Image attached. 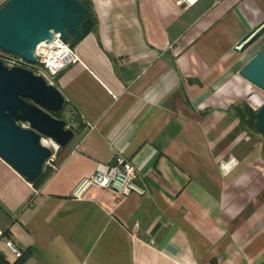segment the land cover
Wrapping results in <instances>:
<instances>
[{
	"label": "crops",
	"instance_id": "0c3cea01",
	"mask_svg": "<svg viewBox=\"0 0 264 264\" xmlns=\"http://www.w3.org/2000/svg\"><path fill=\"white\" fill-rule=\"evenodd\" d=\"M87 2L94 27L54 77L81 127L37 185L0 159V230L30 250L21 264H264V137L232 110L249 85L237 70L264 43L232 46L264 0ZM116 152L143 193L71 198Z\"/></svg>",
	"mask_w": 264,
	"mask_h": 264
},
{
	"label": "water",
	"instance_id": "95a60500",
	"mask_svg": "<svg viewBox=\"0 0 264 264\" xmlns=\"http://www.w3.org/2000/svg\"><path fill=\"white\" fill-rule=\"evenodd\" d=\"M92 25L80 0H4L0 3V51L27 63L36 46L53 35L63 41L80 39ZM264 35V17L232 46L243 52ZM237 74L264 92V45L242 64ZM64 105L60 91L33 70L0 60V159L33 183L52 154L42 137L56 147L72 139L76 127L54 115ZM254 128L264 137V102L254 110Z\"/></svg>",
	"mask_w": 264,
	"mask_h": 264
},
{
	"label": "built area",
	"instance_id": "2783aa9c",
	"mask_svg": "<svg viewBox=\"0 0 264 264\" xmlns=\"http://www.w3.org/2000/svg\"><path fill=\"white\" fill-rule=\"evenodd\" d=\"M182 7L188 6L196 0H175ZM35 61L27 63L17 56L4 54L0 56V60L8 66H32L30 69L39 74L44 80L50 84H54V77L66 66L78 60L72 47L67 42L61 41L57 35H53L48 42H40L34 51ZM27 68V67H26ZM88 127L91 124L86 123ZM53 162L51 154L44 162L49 167V171H53L56 165ZM135 175L134 166L128 162L121 153L116 152L113 159L108 162H96L94 170L91 174L80 178L70 190V197L73 199H81L83 195L91 188L107 191L117 201L125 198L129 193H143V190L134 185L132 179ZM0 244L5 246L12 255L17 258L20 251L4 236L0 230Z\"/></svg>",
	"mask_w": 264,
	"mask_h": 264
},
{
	"label": "trees",
	"instance_id": "16d2710c",
	"mask_svg": "<svg viewBox=\"0 0 264 264\" xmlns=\"http://www.w3.org/2000/svg\"><path fill=\"white\" fill-rule=\"evenodd\" d=\"M88 9V15L92 20V25L89 29V31L94 27V17L93 14L90 10V7L88 5L87 0H80ZM79 39L72 38L70 39L67 43L70 47L74 45L76 41ZM30 69V68H29ZM64 106H67V104L64 102ZM232 110H234V114L236 115L238 119V124L240 127L246 132V134H249L250 132H256L254 128V110H251L248 106L245 104H242L241 107L237 108L236 106L232 107ZM55 117H59V113L54 115ZM72 122L74 123V126L78 130L81 127L80 121L72 115L71 118ZM49 173L48 170L43 169L40 173V175L37 177V179L31 183V185H37L47 174ZM30 253V250L28 248L24 249L21 253L20 256L17 257L13 262H8L7 260L4 259V257L0 254V264H21L25 257ZM209 264H217L215 259H211Z\"/></svg>",
	"mask_w": 264,
	"mask_h": 264
},
{
	"label": "rangeland",
	"instance_id": "374dc122",
	"mask_svg": "<svg viewBox=\"0 0 264 264\" xmlns=\"http://www.w3.org/2000/svg\"><path fill=\"white\" fill-rule=\"evenodd\" d=\"M261 41V44L264 43L263 41V37ZM4 54H6L5 52L0 51V56H3ZM27 68H31L32 66H26ZM54 83V82H53ZM54 85V84H53ZM241 101L244 102V104L246 106H248L251 110H255L259 105H261L264 102V92L261 91L260 89H258L257 87H255L254 85L250 84L248 85V88L245 90V93L243 95V97L240 99ZM238 105L241 107V104L238 103ZM72 113L69 109L68 106H64L62 110L59 112V117L57 118H61L63 119L66 123H71L74 125V123L72 122L71 118H72ZM45 140H49L48 138L42 137V141ZM264 140V139H263ZM50 141V140H49ZM51 142V141H50ZM52 143V142H51ZM53 144V143H52ZM263 145V144H262ZM52 150V155H53V162L55 164V160L57 158V153L59 152V150L61 149L60 147H56L54 144L52 147H50ZM43 169L48 170L49 171V167L47 165L43 166ZM216 261V260H215Z\"/></svg>",
	"mask_w": 264,
	"mask_h": 264
},
{
	"label": "bare ground",
	"instance_id": "6f19581e",
	"mask_svg": "<svg viewBox=\"0 0 264 264\" xmlns=\"http://www.w3.org/2000/svg\"><path fill=\"white\" fill-rule=\"evenodd\" d=\"M43 143L45 145L49 146V147H52L53 146V144L49 140H45V141H43Z\"/></svg>",
	"mask_w": 264,
	"mask_h": 264
}]
</instances>
